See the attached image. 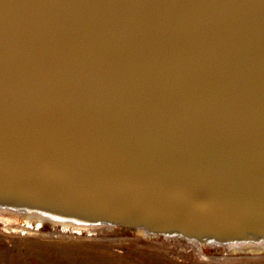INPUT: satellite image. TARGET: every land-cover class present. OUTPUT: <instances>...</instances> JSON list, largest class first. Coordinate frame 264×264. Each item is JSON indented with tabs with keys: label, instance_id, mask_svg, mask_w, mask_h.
I'll use <instances>...</instances> for the list:
<instances>
[{
	"label": "water",
	"instance_id": "water-1",
	"mask_svg": "<svg viewBox=\"0 0 264 264\" xmlns=\"http://www.w3.org/2000/svg\"><path fill=\"white\" fill-rule=\"evenodd\" d=\"M0 211L264 246V0H0Z\"/></svg>",
	"mask_w": 264,
	"mask_h": 264
},
{
	"label": "rangeland",
	"instance_id": "rangeland-1",
	"mask_svg": "<svg viewBox=\"0 0 264 264\" xmlns=\"http://www.w3.org/2000/svg\"><path fill=\"white\" fill-rule=\"evenodd\" d=\"M0 264H264V248L205 251L180 239L41 224L0 211Z\"/></svg>",
	"mask_w": 264,
	"mask_h": 264
},
{
	"label": "bare ground",
	"instance_id": "bare-ground-1",
	"mask_svg": "<svg viewBox=\"0 0 264 264\" xmlns=\"http://www.w3.org/2000/svg\"><path fill=\"white\" fill-rule=\"evenodd\" d=\"M26 220V219H25ZM28 221V220H27ZM37 222H39V223H41L40 221H37ZM64 226H68V225H64ZM68 227H70V226H68ZM78 229V228H77ZM254 246V245H253ZM262 248H264V246H262Z\"/></svg>",
	"mask_w": 264,
	"mask_h": 264
}]
</instances>
